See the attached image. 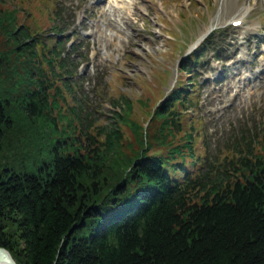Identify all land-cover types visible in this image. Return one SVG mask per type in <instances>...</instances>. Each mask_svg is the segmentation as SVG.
<instances>
[{
    "label": "trees",
    "instance_id": "1",
    "mask_svg": "<svg viewBox=\"0 0 264 264\" xmlns=\"http://www.w3.org/2000/svg\"><path fill=\"white\" fill-rule=\"evenodd\" d=\"M14 4L0 0V245L15 261L264 264V138L203 158L183 111L198 86L184 81L146 126L125 97L99 123L76 95L58 11L47 33Z\"/></svg>",
    "mask_w": 264,
    "mask_h": 264
},
{
    "label": "rangeland",
    "instance_id": "2",
    "mask_svg": "<svg viewBox=\"0 0 264 264\" xmlns=\"http://www.w3.org/2000/svg\"><path fill=\"white\" fill-rule=\"evenodd\" d=\"M14 3L20 7V19L23 17L27 24L50 27L52 9L56 6L59 21L66 28L74 27L81 32L69 39L76 43L85 39L84 46L77 51L83 55L90 50V65L81 66L80 74L75 72L71 77L79 85L76 95L82 105L101 116L99 123H109L111 111L120 107L115 100L125 97L132 101L136 119L142 117L146 126L148 110L155 101L164 99L179 75L177 68L186 63L190 70L183 71L181 80L194 78L202 85L196 92L198 108L189 111L199 129L197 150L203 153V158H212L228 145V140L239 141L241 135L264 138V53L255 54L264 50V0H99L98 3L14 0ZM111 5L114 9L104 10ZM102 10L110 23L99 27L96 24L103 17ZM242 16H246L242 24L230 28V19ZM212 25L219 30L213 36L219 39V55L202 52L205 64L195 71L187 55L195 48L197 37ZM249 37L252 43L248 45ZM236 44L241 51H234ZM246 50V58L235 62ZM162 72L167 73L164 82L159 77ZM143 92L151 97L147 107L146 103L138 105ZM189 118L190 115L186 124ZM126 139L133 140L130 132Z\"/></svg>",
    "mask_w": 264,
    "mask_h": 264
},
{
    "label": "bare ground",
    "instance_id": "3",
    "mask_svg": "<svg viewBox=\"0 0 264 264\" xmlns=\"http://www.w3.org/2000/svg\"><path fill=\"white\" fill-rule=\"evenodd\" d=\"M101 14L103 15V10L101 11ZM241 18H242V19H246V16H242ZM241 18H235V17H234V18H231L230 21H232V20H237V19H241ZM98 21H99V23H97L96 25L99 26V27H103L105 24L110 23V20L107 19L104 15H103V17L100 16V18L98 19ZM111 22H112V21H111ZM212 26H213V25H212ZM208 29H209V28H208ZM208 29H206L203 33H201V34L197 37L196 42H194L195 44H198L199 42H201V41L204 39L205 34H206V32H207ZM103 32L106 33L105 29H104ZM100 35H102V33H101ZM247 40H248V43H247L248 45L252 43V37H251V38H250V37L247 38ZM236 47H237V49H238L239 51H241L240 45L237 44ZM248 47H249V46H248ZM248 47H247V48H248ZM237 49H235V50H237ZM247 53H248L247 50L244 51V53L241 54V56L239 57V59H236V58H235V62L240 63V61L246 57ZM262 53H264V50H261V51L255 52V54H262ZM10 254H11V252H10ZM11 255H12V254H11ZM12 257H13V256H12Z\"/></svg>",
    "mask_w": 264,
    "mask_h": 264
},
{
    "label": "water",
    "instance_id": "4",
    "mask_svg": "<svg viewBox=\"0 0 264 264\" xmlns=\"http://www.w3.org/2000/svg\"><path fill=\"white\" fill-rule=\"evenodd\" d=\"M0 264H18L10 251L2 245H0Z\"/></svg>",
    "mask_w": 264,
    "mask_h": 264
}]
</instances>
